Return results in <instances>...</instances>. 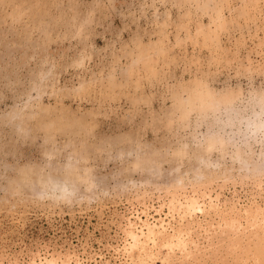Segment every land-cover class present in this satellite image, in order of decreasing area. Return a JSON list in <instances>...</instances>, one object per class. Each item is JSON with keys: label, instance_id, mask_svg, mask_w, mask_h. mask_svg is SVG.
<instances>
[{"label": "rangeland", "instance_id": "obj_1", "mask_svg": "<svg viewBox=\"0 0 264 264\" xmlns=\"http://www.w3.org/2000/svg\"><path fill=\"white\" fill-rule=\"evenodd\" d=\"M0 264H264V0H0Z\"/></svg>", "mask_w": 264, "mask_h": 264}]
</instances>
